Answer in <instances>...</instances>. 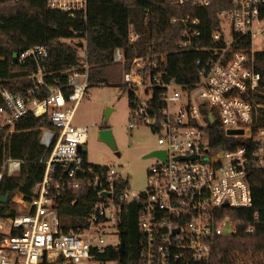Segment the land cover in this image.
I'll list each match as a JSON object with an SVG mask.
<instances>
[{
    "label": "built area",
    "instance_id": "built-area-1",
    "mask_svg": "<svg viewBox=\"0 0 264 264\" xmlns=\"http://www.w3.org/2000/svg\"><path fill=\"white\" fill-rule=\"evenodd\" d=\"M215 1L222 6L219 27L211 35L218 44L198 47L205 54L197 61V78L192 83L167 80L162 56L158 62L139 55L136 42L140 36L133 29L131 57L124 48L114 52V61L127 66L121 84L129 95V128L149 126L163 153L148 169L147 187L140 192H132L128 179L116 168L90 164L81 149L87 145L89 127L76 125L74 119L91 87L86 49L82 65L69 72L66 84L47 87L42 62L49 56L48 48L38 45L16 56L19 62L36 61L35 84L29 95L2 89L6 106L0 107V129L11 134L30 114L48 117L52 127L41 129L40 142L50 155L26 211L0 218V233L9 234L0 241V264H118L100 255L108 247L119 249L124 206L132 201L141 207L139 264L206 261L217 239L226 235L228 219L236 233L237 223L224 210L252 207L248 174L251 168L264 169V128L254 125L260 105L251 99L264 82V74L254 66L255 52L264 51V0H171L176 6L192 2L199 7ZM46 5L75 16L87 10L88 0H46ZM182 21L185 29L179 47L189 50L201 35L204 19L188 15ZM42 86L45 95L39 98L35 94ZM209 114L227 136L240 142L227 139L224 143L230 147H213ZM229 130L243 132L229 134ZM21 164V160H7L0 182L5 171L19 173ZM55 166L65 169L66 175L58 174L52 181ZM55 182L56 190L86 186L98 192L99 200L89 210L84 227L69 232L60 229L50 194ZM253 230L251 226L247 232Z\"/></svg>",
    "mask_w": 264,
    "mask_h": 264
},
{
    "label": "trees",
    "instance_id": "trees-1",
    "mask_svg": "<svg viewBox=\"0 0 264 264\" xmlns=\"http://www.w3.org/2000/svg\"><path fill=\"white\" fill-rule=\"evenodd\" d=\"M219 3L215 1L209 7H199L192 2L176 6L171 0H88L86 11L71 16L67 11L47 7L46 0H0V107L6 106L2 89L29 95L38 66L34 59L19 62L16 56L38 45L46 46L49 52L42 62L46 87L66 84L69 72L82 65V40L87 42L91 86L119 83L127 66L114 61V52L116 48H124L127 57H131L134 50L130 44L131 29L140 36L136 42L139 55H149L158 62L160 56L163 57L167 80L192 83L197 78V61L205 54L198 47L214 48L218 44L211 35L220 24L222 6ZM188 15L202 17L204 23L193 48L183 50L179 47L185 29L182 19ZM173 18L176 22H172ZM254 66L264 74V51L255 52ZM44 95L45 86H42L35 96L43 98ZM251 99L260 105L254 125L257 129L264 128V82ZM43 127H52L49 118L30 114L17 123L14 133L7 134L6 129H0V171H4L3 166L9 159L22 162L19 173L9 175L5 171L0 182V198L9 196L7 202H0V218L17 214L12 206L13 196L21 194L30 201L35 196L36 185L44 178L50 150L40 142ZM210 132L215 148L230 147L224 141L235 139L225 134L220 123ZM235 140L236 144L240 142ZM84 156L87 158L86 153ZM58 174L64 178L65 169L55 166L51 171L52 181ZM248 179L252 207L224 210L225 215L237 223L236 233L220 236L210 258L194 264H238L240 255L264 252V169L251 168ZM54 184L56 182L52 184L50 194L58 209L60 229L69 232L84 227L89 210L99 200L98 192L86 186L78 190H56ZM140 208L136 201L124 206L120 224L124 252L120 253V244L119 249L108 247L100 258L122 264H139ZM251 226L254 230L247 232ZM8 235L0 233V241Z\"/></svg>",
    "mask_w": 264,
    "mask_h": 264
},
{
    "label": "rangeland",
    "instance_id": "rangeland-1",
    "mask_svg": "<svg viewBox=\"0 0 264 264\" xmlns=\"http://www.w3.org/2000/svg\"><path fill=\"white\" fill-rule=\"evenodd\" d=\"M121 81L91 86L77 107L74 123L89 127L86 145L88 162L116 168L128 179L130 190L140 192L147 187L148 169L158 160L145 156L161 149V145L157 134L149 126L140 125L133 130L129 128V95ZM103 127L112 129L115 149L99 139V131ZM12 202L17 213L26 211L27 201L21 194L14 195ZM239 257L238 264H264V252Z\"/></svg>",
    "mask_w": 264,
    "mask_h": 264
},
{
    "label": "water",
    "instance_id": "water-1",
    "mask_svg": "<svg viewBox=\"0 0 264 264\" xmlns=\"http://www.w3.org/2000/svg\"><path fill=\"white\" fill-rule=\"evenodd\" d=\"M80 47H87V42H81L80 43ZM209 119L211 121V126L215 127L217 124V121L213 118L212 114H209ZM242 130H229L228 133L229 134H239L242 133ZM99 139L103 140L105 142H107L112 148H116L115 145V141H114V136H113V131L110 128H103L99 131ZM81 149L86 152V145L81 146ZM163 153L161 150H155L153 152H151L150 154L146 155L145 157H156V158H162ZM9 196L6 195L4 197L0 198V202L5 203L7 202ZM225 234L226 235H232V229H231V224H230V220H227V224H226V228H225ZM120 253L124 252V245L121 244L120 249H119ZM118 264H122L121 262H118Z\"/></svg>",
    "mask_w": 264,
    "mask_h": 264
},
{
    "label": "crops",
    "instance_id": "crops-1",
    "mask_svg": "<svg viewBox=\"0 0 264 264\" xmlns=\"http://www.w3.org/2000/svg\"><path fill=\"white\" fill-rule=\"evenodd\" d=\"M84 48L86 49L87 47H83V49H84ZM86 150H87V148H86Z\"/></svg>",
    "mask_w": 264,
    "mask_h": 264
}]
</instances>
